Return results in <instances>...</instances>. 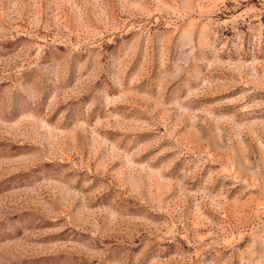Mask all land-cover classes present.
<instances>
[{
	"label": "rangeland",
	"instance_id": "rangeland-1",
	"mask_svg": "<svg viewBox=\"0 0 264 264\" xmlns=\"http://www.w3.org/2000/svg\"><path fill=\"white\" fill-rule=\"evenodd\" d=\"M0 264H264V0H0Z\"/></svg>",
	"mask_w": 264,
	"mask_h": 264
}]
</instances>
